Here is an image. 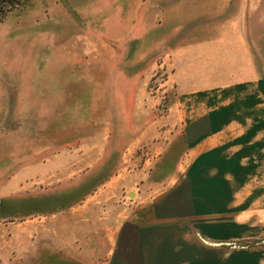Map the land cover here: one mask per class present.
Wrapping results in <instances>:
<instances>
[{"label":"rangeland","instance_id":"374dc122","mask_svg":"<svg viewBox=\"0 0 264 264\" xmlns=\"http://www.w3.org/2000/svg\"><path fill=\"white\" fill-rule=\"evenodd\" d=\"M263 77L264 0H0V264H120L180 100Z\"/></svg>","mask_w":264,"mask_h":264},{"label":"crops","instance_id":"0c3cea01","mask_svg":"<svg viewBox=\"0 0 264 264\" xmlns=\"http://www.w3.org/2000/svg\"><path fill=\"white\" fill-rule=\"evenodd\" d=\"M180 108L184 165L148 221L121 225L120 264H264V77L189 92Z\"/></svg>","mask_w":264,"mask_h":264},{"label":"water","instance_id":"95a60500","mask_svg":"<svg viewBox=\"0 0 264 264\" xmlns=\"http://www.w3.org/2000/svg\"><path fill=\"white\" fill-rule=\"evenodd\" d=\"M234 247H237V245H233Z\"/></svg>","mask_w":264,"mask_h":264}]
</instances>
